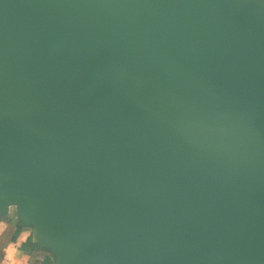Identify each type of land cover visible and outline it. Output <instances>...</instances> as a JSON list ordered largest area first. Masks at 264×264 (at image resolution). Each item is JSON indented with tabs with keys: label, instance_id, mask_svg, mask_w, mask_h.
Instances as JSON below:
<instances>
[{
	"label": "water",
	"instance_id": "obj_1",
	"mask_svg": "<svg viewBox=\"0 0 264 264\" xmlns=\"http://www.w3.org/2000/svg\"><path fill=\"white\" fill-rule=\"evenodd\" d=\"M51 264H264V0H0V220Z\"/></svg>",
	"mask_w": 264,
	"mask_h": 264
},
{
	"label": "crops",
	"instance_id": "obj_2",
	"mask_svg": "<svg viewBox=\"0 0 264 264\" xmlns=\"http://www.w3.org/2000/svg\"><path fill=\"white\" fill-rule=\"evenodd\" d=\"M45 254L37 252L32 233L17 230L9 220L0 221V264H48Z\"/></svg>",
	"mask_w": 264,
	"mask_h": 264
},
{
	"label": "rangeland",
	"instance_id": "obj_3",
	"mask_svg": "<svg viewBox=\"0 0 264 264\" xmlns=\"http://www.w3.org/2000/svg\"><path fill=\"white\" fill-rule=\"evenodd\" d=\"M15 216H16V213L13 211V212H11V214H10V216L7 218V220H9V221H11V222L14 223V220H16ZM17 223H18V221H17ZM27 231H28V232H31L30 229H27ZM51 261H52V260H51Z\"/></svg>",
	"mask_w": 264,
	"mask_h": 264
},
{
	"label": "trees",
	"instance_id": "obj_4",
	"mask_svg": "<svg viewBox=\"0 0 264 264\" xmlns=\"http://www.w3.org/2000/svg\"><path fill=\"white\" fill-rule=\"evenodd\" d=\"M2 220H5V219H1L0 221H2ZM14 224H15L17 230H24V229H22V228L19 227V224L17 223V220H14Z\"/></svg>",
	"mask_w": 264,
	"mask_h": 264
},
{
	"label": "flooded vegetation",
	"instance_id": "obj_5",
	"mask_svg": "<svg viewBox=\"0 0 264 264\" xmlns=\"http://www.w3.org/2000/svg\"><path fill=\"white\" fill-rule=\"evenodd\" d=\"M45 257H47V260L49 261L48 264H51L52 261H51L50 257L46 254H45Z\"/></svg>",
	"mask_w": 264,
	"mask_h": 264
}]
</instances>
